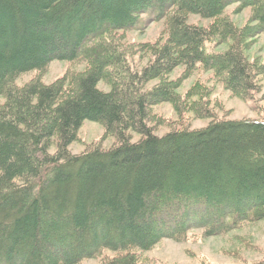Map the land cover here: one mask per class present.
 Segmentation results:
<instances>
[{"label":"trees","instance_id":"16d2710c","mask_svg":"<svg viewBox=\"0 0 264 264\" xmlns=\"http://www.w3.org/2000/svg\"><path fill=\"white\" fill-rule=\"evenodd\" d=\"M233 4L250 9L242 27L223 14ZM190 15L213 21L191 25ZM141 17L163 20L166 38L148 46L152 60L137 71L117 33L138 29ZM263 33L264 0H0V264H79L104 250L120 255L115 264H136L133 252L161 239L264 221L263 121L215 120L163 136L148 125L162 103L213 117L207 97L196 108L204 87L177 92L196 69L251 100L264 62L247 51ZM209 43L226 49L207 51ZM53 61L85 68L50 85L14 84ZM178 67L180 78L169 79ZM85 121L116 144L72 154Z\"/></svg>","mask_w":264,"mask_h":264},{"label":"rangeland","instance_id":"374dc122","mask_svg":"<svg viewBox=\"0 0 264 264\" xmlns=\"http://www.w3.org/2000/svg\"><path fill=\"white\" fill-rule=\"evenodd\" d=\"M238 5L228 6L224 15L235 26H244L250 17V9L237 11ZM146 17H141L138 29L127 32H118L119 42L127 52L128 62L131 69L141 70L152 60L149 47L162 43L166 38L165 24L163 20L143 23ZM211 19H203L197 15L188 16L187 23L206 27L212 23ZM143 23V24H142ZM256 41L247 51L249 61L258 60L264 62V33L259 35ZM207 51L221 52L226 45L216 46L214 43L206 45ZM85 68L84 62L53 61L42 73L37 71L20 75L14 84L22 87L31 81L39 80L43 85H50L64 75L79 73ZM184 71V67H178L170 75L169 79L177 80ZM259 92L252 99L242 100L234 97L224 89L222 83L214 79L212 72H204L196 69L188 77L181 81L177 92L184 97L196 84L204 87L201 93L202 100L193 97L198 105L207 100L206 106L212 113V118H199L193 112L180 109L176 110L170 103H162L150 107L148 125L156 136L180 129H201L215 120H256L264 122V77L257 79ZM157 81L148 83L144 90L155 86ZM98 89L109 92L110 87L105 82H99ZM0 103L2 100L0 99ZM137 134H131V141L139 140ZM116 144L112 136H106L103 127L99 123L85 121L77 132V140L69 146V151L74 155L82 154L93 148L108 150ZM55 146L49 149L53 153ZM136 264H256L264 259V221L244 222L237 229L219 236H205L202 229L189 231L182 241L161 239L149 251H135ZM120 255L107 250L98 256L81 261L79 264H115L113 261Z\"/></svg>","mask_w":264,"mask_h":264}]
</instances>
